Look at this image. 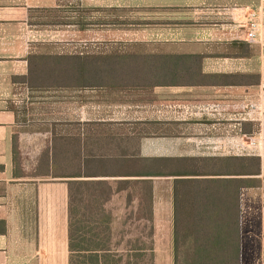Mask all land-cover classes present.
Returning <instances> with one entry per match:
<instances>
[{
    "label": "crops",
    "instance_id": "crops-1",
    "mask_svg": "<svg viewBox=\"0 0 264 264\" xmlns=\"http://www.w3.org/2000/svg\"><path fill=\"white\" fill-rule=\"evenodd\" d=\"M65 1L0 0V264H68L70 180L106 183L103 189L105 199L101 203L99 191L94 190L99 186H92L90 190L93 197L97 195L92 201L93 206H99L108 219H153L155 226L157 202L162 197L168 201L170 219H173L174 200L182 203L188 188L177 180L199 176L243 181L239 183L238 195L241 264H264V134L250 135L246 139L238 136L231 153L204 155V158H233V164L224 166L217 173L194 175L184 170L168 172L135 165L137 162L157 161V158L187 160L185 155L146 156L139 153V143L136 147L132 135L82 134L78 127L69 136L58 133L50 137L47 145L33 155L32 172L26 171L24 166L14 172L13 140L20 148L32 135L23 129L25 122L19 119L16 109V86L17 83H26L32 57L30 26L34 15H43L50 6L59 8ZM67 1L78 8L120 11L126 21L124 30L145 35L151 33L156 40L170 37L169 41L180 43L204 41L202 72L208 75L207 79L231 80L204 84V87L229 90L238 97L229 102H206L204 113L211 115L219 109L223 113L232 111L233 116L239 114L233 122L239 130L261 127L264 131V76L261 74L260 47L256 43L235 39L228 30L221 28L229 12L236 11L237 7L256 5L262 0ZM218 45L221 52L215 54L212 48ZM168 53L203 54L194 50ZM25 90L27 92V88ZM245 101L249 104L247 110ZM33 134H44L47 138L51 132L43 130ZM42 152L44 162L37 165ZM241 159L250 162L247 170H242ZM129 164L134 166L129 167ZM37 166L43 171L35 172ZM159 176L169 177V184L160 185V181L155 180ZM155 235L154 228L152 257ZM169 254L172 264L171 222Z\"/></svg>",
    "mask_w": 264,
    "mask_h": 264
},
{
    "label": "rangeland",
    "instance_id": "rangeland-1",
    "mask_svg": "<svg viewBox=\"0 0 264 264\" xmlns=\"http://www.w3.org/2000/svg\"><path fill=\"white\" fill-rule=\"evenodd\" d=\"M125 23L120 11L78 8L67 0L59 8L50 6L43 15H34L30 26L32 57L26 85L17 83L16 86L19 119L25 122L23 129L32 135L17 149L16 169L24 166L26 171L32 172L33 155L47 145V140L58 133L69 136L78 127L82 134L132 135L136 147L139 143V153L146 156L185 155L187 160L157 158V161L137 162L135 165L143 169L184 170L188 173L223 168H206L204 161L188 157L231 153L238 136L246 139L250 135L264 134L261 127L239 130L233 124L239 114L233 116L232 111L223 113L219 109L211 115L204 113L206 102H229L238 98L229 90L204 87V84L122 86L126 81L120 80L121 77L114 72L125 54L194 50L202 51L204 56V41L180 43L169 41L170 37L165 40L163 36L156 40L151 33L145 35L124 30ZM218 46L212 48L215 54L221 52V46ZM247 107L249 104L245 110ZM43 130L51 134L47 138L44 134H33ZM44 152L37 165L44 162ZM133 166L129 164V167ZM35 169V172L43 171L39 166ZM155 180L165 185L169 177L159 176ZM169 209L168 201L162 197L155 211V252L152 259L148 255L144 257L145 264H170ZM129 223L128 219H113L114 239L120 240L116 252L122 254V261L117 264L124 261L125 241L133 234L126 231L135 230Z\"/></svg>",
    "mask_w": 264,
    "mask_h": 264
},
{
    "label": "trees",
    "instance_id": "trees-1",
    "mask_svg": "<svg viewBox=\"0 0 264 264\" xmlns=\"http://www.w3.org/2000/svg\"><path fill=\"white\" fill-rule=\"evenodd\" d=\"M121 58V65L115 69L114 75L117 73L120 80L126 81L122 85L126 87L231 82L229 78L207 79L208 75L201 69L202 53H128ZM17 144L14 139V172L18 158ZM190 159L204 161L206 168L233 164V158ZM241 164L242 170L250 166L246 159H241ZM220 171L204 169V172L192 174ZM177 182L185 183L188 188L182 203L179 204L176 198L174 200V217L171 219L172 264H241L238 195L239 183L243 181L199 176L178 179ZM104 184L99 181H68V264H117L122 261V254L116 252L120 240L114 239L113 219H108L107 214L99 206H93L92 202L97 195L93 193L95 196H92L90 187H101L94 189L99 191L101 203L105 199ZM128 220L129 226L134 225L135 230L128 229L126 233L135 235L131 234L125 241V259L121 264H145L144 257L148 255L152 259L154 221Z\"/></svg>",
    "mask_w": 264,
    "mask_h": 264
},
{
    "label": "built area",
    "instance_id": "built-area-1",
    "mask_svg": "<svg viewBox=\"0 0 264 264\" xmlns=\"http://www.w3.org/2000/svg\"><path fill=\"white\" fill-rule=\"evenodd\" d=\"M231 37L256 43L260 47L261 74L264 76V0L256 5L237 7L221 23Z\"/></svg>",
    "mask_w": 264,
    "mask_h": 264
}]
</instances>
